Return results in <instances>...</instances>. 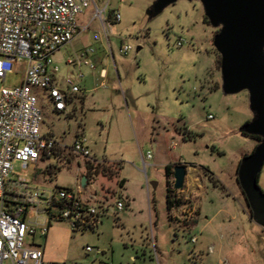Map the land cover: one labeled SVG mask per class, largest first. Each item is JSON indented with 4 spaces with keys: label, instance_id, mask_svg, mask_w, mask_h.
<instances>
[{
    "label": "rangeland",
    "instance_id": "rangeland-1",
    "mask_svg": "<svg viewBox=\"0 0 264 264\" xmlns=\"http://www.w3.org/2000/svg\"><path fill=\"white\" fill-rule=\"evenodd\" d=\"M153 2L111 0L106 31L95 19L55 53L60 85L70 75L81 90L69 97L70 116L55 113L46 91L33 88L41 133L67 145L83 134L90 158L78 165L57 146L34 168L13 162L11 178L27 180L29 191L76 189L81 162L92 160L113 173L98 166L82 188L99 211L96 228L72 231L66 221L53 220L45 238L26 241L42 248L45 264H264V228L252 221L236 179L239 161L259 143L239 131L253 117L248 92L223 93L212 44L218 28L204 21L199 0H177L149 17ZM113 8L120 13L116 23ZM89 18L84 14L80 26ZM123 45L131 47L126 54L119 52ZM85 49L93 51V67L65 65ZM79 71L83 77L76 79ZM20 79V73H8L0 87H16ZM180 161L195 168L173 193L181 209L184 195L198 206L192 227L169 220L166 209L165 166ZM257 182L264 192V165Z\"/></svg>",
    "mask_w": 264,
    "mask_h": 264
},
{
    "label": "built area",
    "instance_id": "built-area-1",
    "mask_svg": "<svg viewBox=\"0 0 264 264\" xmlns=\"http://www.w3.org/2000/svg\"><path fill=\"white\" fill-rule=\"evenodd\" d=\"M110 1L0 0V82L8 73L21 76L18 86L0 87V264H45L42 248L26 239L36 235L45 238L53 220L66 221L72 231L94 229L99 223V211L82 199L80 184L76 189L55 187L29 191L27 180H14L11 176L13 162H20L23 170L34 168L41 158L44 161L53 156L57 146L77 164L79 159L89 160L90 152L83 134L76 135L70 145H65L41 133L42 114L32 90L46 91L53 111L67 114L69 97L81 90L70 75L63 77L60 85V68L53 56L79 34L78 16L88 9H91L92 20L98 19L106 31ZM111 20H120L118 8L111 10ZM182 43L180 39L176 44L181 46ZM130 50L129 45H123L119 52L126 54ZM92 53L85 49L74 59H67L65 65L68 68L93 67ZM99 75L104 78L105 70H100ZM82 77L80 71L75 74L76 79ZM207 118L213 116L208 114ZM144 159H151L150 151H146ZM177 201L178 197L172 196L174 220L186 211L189 215L195 214L196 207L187 195L183 196V209L177 207L180 206ZM122 207L116 202L118 211ZM196 240V237L191 238L192 243ZM86 251L92 252V248L86 247Z\"/></svg>",
    "mask_w": 264,
    "mask_h": 264
},
{
    "label": "water",
    "instance_id": "water-1",
    "mask_svg": "<svg viewBox=\"0 0 264 264\" xmlns=\"http://www.w3.org/2000/svg\"><path fill=\"white\" fill-rule=\"evenodd\" d=\"M177 0H154L146 11L156 16ZM189 1V0H188ZM204 16L218 28L212 44L218 53L221 88L224 94L246 90L252 119L243 133L260 137L252 152L239 161L237 183L244 195L252 221L264 228V192L258 176L264 165V0H199ZM173 189L180 190L186 166L173 167ZM82 185L85 178H82Z\"/></svg>",
    "mask_w": 264,
    "mask_h": 264
},
{
    "label": "crops",
    "instance_id": "crops-1",
    "mask_svg": "<svg viewBox=\"0 0 264 264\" xmlns=\"http://www.w3.org/2000/svg\"><path fill=\"white\" fill-rule=\"evenodd\" d=\"M84 14H88L89 16H90V18H89V20H88V22H87V24L86 25H83V27H81L80 25H81V22H80V18L84 15ZM94 20H92V17H91V9H88V10H86L83 14H81V15H79L78 16V24H79V26H80V28L82 29V30H86V29H88L89 28V26L91 25V23L93 22ZM113 22V21H112ZM116 23V22H115ZM81 29H80V32H81ZM79 32V33H80ZM71 44V43H70ZM61 50V49H60ZM59 50V51H60ZM58 51V52H59ZM91 57V56H90ZM95 65H96V63H95ZM81 67H83V66H81ZM80 67V68H81ZM101 70H104V69H101ZM105 74H106V72H105ZM61 78V77H60ZM55 112V111H54ZM55 113H57V112H55ZM58 115H61V116H63L64 118L65 117H68V116H70V112H69V110H68V108H67V114L66 115H64V114H61V113H57ZM183 136V135H182ZM184 140H187V139H184ZM57 143H59V144H62V143H60V142H57ZM63 144H65V145H67L66 143H63ZM60 151H62V154H64V153H66L65 151H63V150H60ZM39 162H44V161H39ZM181 162V161H180ZM79 164L78 165H80V162H78ZM82 164H83V167H84V172L82 173V172H79L80 174V180H79V184H80V195H81V193H82V188H84L85 187V184H86V179L88 178V176H87V167H86V163H87V161H84V162H81ZM182 163V162H181ZM38 164V163H37ZM182 164H184L185 166H186V175H185V178L187 177V172L189 171V169H195L194 167H192V166H190V165H187V164H185V163H182ZM48 166H50V165H48ZM35 167V166H34ZM82 178H85V180H84V184L82 185ZM184 178V179H185ZM121 181V180H120ZM125 181V180H124ZM124 184V183H123ZM122 184V185H123ZM119 185L120 186H122L120 183H119ZM201 187H202V185H201V182L200 183H198V189H197V191H200L201 190ZM81 197H82V195H81ZM82 199L83 200H85V201H87V202H89L90 203V201H89V199H91V197H89L88 199H86V198H83L82 197ZM192 202V201H191ZM193 205L196 207V213L195 214H193V215H191V216H188L189 215V213L188 212H186V214H183V215H181L179 218H178V221H179V224H189V226L194 222H196V220H197V217H198V215H199V208H198V206L195 204V203H193ZM172 206H173V204H172ZM170 207V209H168L167 208V204H166V209H167V211H168V219L169 220H173V218H172V210H173V207ZM180 207V206H179ZM182 207H183V205H182ZM179 214H181L180 212H179ZM188 214V215H187ZM191 217V218H190ZM193 225H191L190 227H192ZM194 237H196V236H194ZM197 241V240H196ZM43 256H44V254H43Z\"/></svg>",
    "mask_w": 264,
    "mask_h": 264
},
{
    "label": "trees",
    "instance_id": "trees-1",
    "mask_svg": "<svg viewBox=\"0 0 264 264\" xmlns=\"http://www.w3.org/2000/svg\"><path fill=\"white\" fill-rule=\"evenodd\" d=\"M204 21L205 22H208V20H207V18L205 16H204ZM239 131L242 134L247 135V134H245V133L242 132L241 128L239 129ZM185 134L188 135V139H191L192 138L191 134H189L187 132ZM249 136H251V135H249ZM251 137H254L258 141H260V137H258V136H251ZM40 161H43V159L41 158ZM51 166L53 167V165H50V166H47L45 168V170H44L45 173H47L49 175L51 174V172L49 171L51 169ZM98 166H100L101 167V170L104 171V172H109L111 174L113 173L112 170L108 166H103V165H100V164H91V163L87 162L86 163V167H87V174H88V176H89V173H91L90 171L92 170V172H93L94 170H96V167H98ZM165 174L167 176V182H166V185H167V189H166V204H167V208L170 209V207L173 204V202H172V196H173V190H174L173 189V181H169V180H172V174H173L171 164L165 166Z\"/></svg>",
    "mask_w": 264,
    "mask_h": 264
},
{
    "label": "flooded vegetation",
    "instance_id": "flooded-vegetation-1",
    "mask_svg": "<svg viewBox=\"0 0 264 264\" xmlns=\"http://www.w3.org/2000/svg\"><path fill=\"white\" fill-rule=\"evenodd\" d=\"M180 163H181V162H178V163H176V164H180ZM176 164H173V165H172V170H173L174 165H176ZM172 179H173V178H172ZM171 181H172V180H171ZM174 192H177V191H176V190H173V193H174Z\"/></svg>",
    "mask_w": 264,
    "mask_h": 264
}]
</instances>
